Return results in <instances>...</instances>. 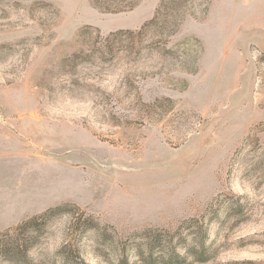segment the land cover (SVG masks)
I'll return each mask as SVG.
<instances>
[{"label":"rangeland","instance_id":"374dc122","mask_svg":"<svg viewBox=\"0 0 264 264\" xmlns=\"http://www.w3.org/2000/svg\"><path fill=\"white\" fill-rule=\"evenodd\" d=\"M119 1L0 0V264H264V0Z\"/></svg>","mask_w":264,"mask_h":264},{"label":"trees","instance_id":"16d2710c","mask_svg":"<svg viewBox=\"0 0 264 264\" xmlns=\"http://www.w3.org/2000/svg\"><path fill=\"white\" fill-rule=\"evenodd\" d=\"M137 1L138 0H122V1H119L120 6H118V7L107 6V7H105V9H107V10H110L112 8L116 9V10L132 9L136 5ZM187 3H188V0H162L160 2V6L156 10V13L154 14V16L150 20V22L151 23H155L159 19V15L161 14V11L163 10V8L169 7L170 5L174 4L176 7L181 9L182 7L186 6ZM171 18L172 19H168L169 23L170 22L172 23L174 21V19L176 18V13L174 15H172ZM104 38L106 39L107 37H104ZM64 204H66V203H64ZM64 204H57L56 206H50V207H47V209H45L44 211H42L40 213H35L33 215L25 216L24 218H22L20 220V222L18 224H16V226L9 227L6 230L1 231L0 232V254L5 255L9 260H12V261L15 260V259L17 260L19 258L20 252H21L20 243L17 242V241L8 242L6 239H3V238L7 237V236H10L12 233H15L17 231H21V230L25 231V230H27L30 227H33V229L35 231L38 230V227H37L38 223L37 222L40 219L50 218L56 211H58L61 208H63V206H65ZM75 206H77V205H75ZM82 212H83V214L87 215V218L90 220V222H94V216L92 214H88L84 210ZM184 222H188V220H184L182 222V224H180L175 231L162 229V228L146 229V230H144V232H142L141 236L147 235V234H149L151 232H154V231L164 232V233H158L157 235L152 236V244H158V243L161 244L165 240L166 234L172 237V236L176 235L177 232L179 233L180 227L184 224ZM92 226L93 225H89L88 224L85 227V229H89ZM167 242L168 243H166L165 246L160 245V246H157L156 248H159V250H161V251L168 252L170 257H171V260L177 259L179 257V253L176 250V246L175 247L172 246V243L170 242L169 239H168ZM134 245H136V248H142L141 250H143V252L145 251L144 248H147L149 250V252H150V248H149L150 245H148L147 242L143 243V242H141L139 240ZM167 245L172 246V250H170L167 247ZM152 256H153V251H152V253L150 252L149 256H148L149 264H156V261L153 260ZM63 258H64V263L63 264H71V263H69L67 261L68 257L66 255H64ZM75 264H87V263L81 258V260H79V261L77 260L75 262ZM119 264H129L128 263V259H126V263L122 259L121 261H119Z\"/></svg>","mask_w":264,"mask_h":264},{"label":"crops","instance_id":"0c3cea01","mask_svg":"<svg viewBox=\"0 0 264 264\" xmlns=\"http://www.w3.org/2000/svg\"><path fill=\"white\" fill-rule=\"evenodd\" d=\"M27 214H28V213H27ZM25 215H26V214H25ZM25 215H24V216H25ZM24 216H23V217H24Z\"/></svg>","mask_w":264,"mask_h":264}]
</instances>
